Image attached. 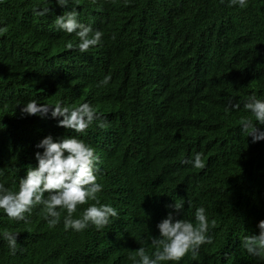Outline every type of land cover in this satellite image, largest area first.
I'll use <instances>...</instances> for the list:
<instances>
[{"label":"trees","instance_id":"obj_1","mask_svg":"<svg viewBox=\"0 0 264 264\" xmlns=\"http://www.w3.org/2000/svg\"><path fill=\"white\" fill-rule=\"evenodd\" d=\"M34 7L50 11L36 16ZM73 8L79 22L103 33L86 53L68 50L78 37L54 25ZM105 76L108 85L98 87ZM253 94H264V0H248L243 9L229 0H70L66 8L56 0H0V183L17 191L27 168L37 165L40 140L75 135L99 157V201L118 212L103 234L92 225L65 230L66 212L49 228L42 205L26 214L27 222L9 220L0 210V264H93L87 254L103 238L122 236L136 215L137 229L148 235L145 252L154 258L155 224L172 213L195 225L198 207L206 210L211 243L195 258L188 253L160 264L225 262L217 251L220 227L250 228L264 219V144L221 142L241 115L232 105ZM31 100L89 103L107 127L94 121L80 135L58 127L50 111L22 117L20 107ZM211 120L217 130L210 129ZM198 153L203 169L182 163ZM175 202L184 204L179 212ZM5 230L18 233L15 254Z\"/></svg>","mask_w":264,"mask_h":264},{"label":"clouds","instance_id":"obj_2","mask_svg":"<svg viewBox=\"0 0 264 264\" xmlns=\"http://www.w3.org/2000/svg\"><path fill=\"white\" fill-rule=\"evenodd\" d=\"M69 2L70 0H56V4L63 8H66ZM96 2L97 0H91L93 5ZM223 2L224 0H221V3ZM247 2L248 0H229V6L238 5L243 9ZM49 11L48 7L32 9L36 16H45ZM78 15L73 8L57 16L54 25L57 30L70 35L74 33L78 37V44L72 42L66 44L68 50L86 53L91 47L101 43L103 33L99 30L94 31L91 25L79 22ZM110 79V76H105L98 87L107 86ZM232 107H239L241 115L238 122L221 135V142L235 144L245 138L248 143L259 146L264 144V94L243 96L238 105ZM49 111L51 117L58 120V127L72 130L76 134L86 133L94 121H99L98 127L101 129L107 127L97 110L86 102L69 107L64 106L61 101L50 106L31 100L20 107L22 117H44ZM209 127L211 130H217L219 124L211 120ZM35 147L43 151L35 153L37 165L34 168L31 166L27 168L26 176L17 182L18 190H9L0 183V210H3L9 220L27 222L26 214H31L34 207L42 205L44 219L49 228H54L61 220V213L66 212L63 221L65 230L82 232L92 225L98 232L109 233L117 223L114 218L118 216V212L114 205L99 201L98 194L102 191L103 185L97 182L96 165L99 157L95 149L75 135L58 141H54L49 135L40 140ZM182 163H192L197 169L205 167L199 153L195 155L194 160ZM0 175H3L2 169ZM183 206V203L176 202L172 205L177 212ZM144 212L142 209L141 213ZM136 218L137 215L129 222L122 236L107 237L99 241L92 254H87L89 260L93 264L178 262L188 253L195 258L202 245L211 243V237L208 235L209 222L204 207L196 209L195 225L185 219H174L172 213H169L154 226L158 228L159 237L152 238L151 242L156 250L153 253L154 258H150L145 252L148 248L146 241L148 235L144 228L137 229ZM211 226L213 228L216 226L215 221H212ZM17 235L18 233L8 230L2 233L13 254L18 247ZM217 251L225 260L222 264L237 263L246 258L264 261V219L254 222L250 228L229 223L220 227Z\"/></svg>","mask_w":264,"mask_h":264}]
</instances>
